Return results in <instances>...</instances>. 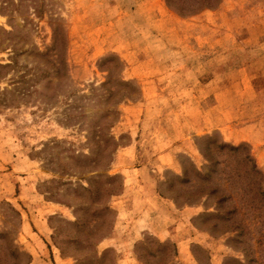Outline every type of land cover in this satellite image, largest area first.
<instances>
[{
    "label": "rangeland",
    "instance_id": "374dc122",
    "mask_svg": "<svg viewBox=\"0 0 264 264\" xmlns=\"http://www.w3.org/2000/svg\"><path fill=\"white\" fill-rule=\"evenodd\" d=\"M173 1L0 0V264H264V0Z\"/></svg>",
    "mask_w": 264,
    "mask_h": 264
},
{
    "label": "trees",
    "instance_id": "16d2710c",
    "mask_svg": "<svg viewBox=\"0 0 264 264\" xmlns=\"http://www.w3.org/2000/svg\"><path fill=\"white\" fill-rule=\"evenodd\" d=\"M168 1H169L170 4H172L173 6H176L177 7L176 3L173 0H168ZM221 1L222 0H196V9L195 10H196V12H198V11H201V10L206 9V8H212L216 4L220 3ZM178 9H179V7H178ZM180 11H184V10L183 9H180ZM204 138H210V137L207 136V137H204ZM221 147H231L234 150H238V149L241 148V146H234V145H230L228 143H222ZM201 149L204 152V154H206V151H204L203 148H201ZM252 169L254 170V173H255V179H256V181H258L257 174L260 173V169L257 167L256 164L253 165ZM197 176L198 177H203V179H207L208 176H209V174L203 175L202 173H200L197 170ZM116 177H117L116 175H105V178L107 180H112V179H115ZM185 181H188V180H185ZM96 182H100V181L97 180ZM259 184H260V180H259ZM95 189H96V191L93 190V189H91V188L90 189H87V190L90 191V193H98V194L99 193H105V194H108V195L109 194L111 195V194H113L115 192L114 190H111V188H108V189L106 187L101 188V185L100 184H96ZM256 189H257V191H258L259 194L264 193V189L262 187V183L260 184V186H257ZM227 198H232V195H225V196L221 197L218 202L221 203L222 201L227 200ZM57 201H60V200L57 199ZM85 210L87 212V211L90 210V208L89 207L88 208H85L82 205H80L79 207L76 208V211H75L77 220L74 222V224L76 226L80 227V228L90 227V225L93 222H98L99 221L98 219L101 220V213L106 214V213H111L112 212V208L109 205H105L104 207H102L100 209L99 208L98 209H93V212H90L91 213V216H90L91 219L88 220L86 218V216H85ZM227 215L228 214L226 213L225 215L220 216V217L224 218ZM104 220H107V217H104ZM237 228H241V225H235L231 230H237ZM83 230H85V229H82V231ZM85 233H87V235H88V239H87V244L86 245H89V246H91L92 244L95 245L99 239H102V238H104L106 236V235L102 234V235H99V236L95 237V239H93V236L95 234L94 232H92L89 229ZM239 234L240 235H244L245 234L244 229L240 230V233ZM235 238L238 239V235ZM79 242H80V240H79ZM161 246H164V247L165 246H169V243L166 242L163 245L161 244ZM63 254H64V251H63ZM176 254H177V250L175 249L174 252H173L172 257H175ZM149 255H151V254H149ZM166 255H169V256L168 257H164L163 259H160V264H175V263L172 262L173 261V258L169 259L171 257V255L168 252L166 253ZM103 257H104V255H101L100 257H97L96 262L97 263H102ZM139 259L142 260V261H144L145 264H150L149 263V259L150 258H146V257L144 258L142 255L139 254ZM168 259H169V262H168ZM113 264H116V263H113ZM239 264H242V263L239 262Z\"/></svg>",
    "mask_w": 264,
    "mask_h": 264
}]
</instances>
